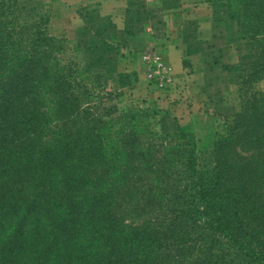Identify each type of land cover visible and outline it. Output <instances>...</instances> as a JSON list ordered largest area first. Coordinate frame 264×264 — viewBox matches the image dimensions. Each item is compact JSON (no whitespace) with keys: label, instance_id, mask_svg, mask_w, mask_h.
Masks as SVG:
<instances>
[{"label":"trees","instance_id":"obj_1","mask_svg":"<svg viewBox=\"0 0 264 264\" xmlns=\"http://www.w3.org/2000/svg\"><path fill=\"white\" fill-rule=\"evenodd\" d=\"M209 1L251 49L237 111L197 137L160 134L165 109L106 116L115 75L0 0V264H264V0Z\"/></svg>","mask_w":264,"mask_h":264},{"label":"crops","instance_id":"obj_2","mask_svg":"<svg viewBox=\"0 0 264 264\" xmlns=\"http://www.w3.org/2000/svg\"><path fill=\"white\" fill-rule=\"evenodd\" d=\"M221 7L209 0H61V31L83 39L93 59L113 71L145 76L143 57L157 49L169 78L168 89L157 91L173 130L174 119L204 108L218 78L249 54L250 41L235 17L219 14Z\"/></svg>","mask_w":264,"mask_h":264},{"label":"rangeland","instance_id":"obj_3","mask_svg":"<svg viewBox=\"0 0 264 264\" xmlns=\"http://www.w3.org/2000/svg\"><path fill=\"white\" fill-rule=\"evenodd\" d=\"M18 4L21 8L23 15H45L48 18L47 31L48 35L57 39H64L68 47V55L78 56L82 68L87 73H112L115 75V80L117 82L115 93L108 99L104 101V114L106 116H114L118 114L121 110L126 107L138 106L151 108H162L160 103L161 96H159L158 91L149 86L143 76L142 71L139 72H120L113 71L107 62L103 60L93 59L91 53L85 48L83 44V39H76L74 36H66L63 31V25L61 24V0H18ZM222 5V4H220ZM223 6V5H222ZM227 10L223 7L220 8V13H224V16L229 15L226 13ZM229 14L241 27L240 14L237 11H231ZM39 18H34L37 21ZM70 29L72 30L77 26L73 21L69 23ZM251 49V48H250ZM250 52V51H249ZM70 55V56H71ZM249 56V54L247 55ZM245 56V57H247ZM244 57V58H245ZM236 66L230 70V75L227 78L219 77L217 80V92L210 96V100L206 103L204 108H201L196 114L188 117L184 121L175 120V127L173 130H169L167 124L165 123V116L162 114L158 117L159 122L156 123L155 129L162 135L174 134L177 131V127L184 130L193 128L197 132V137L203 135L204 130H201L204 126H207L210 121H220L222 118L233 115L237 111L238 107V80L241 75H245L246 69L242 71L238 70ZM256 87L264 91V79L256 84ZM113 88L110 87L112 91ZM160 92V91H159ZM173 120V119H172ZM249 153L243 152L244 156ZM19 219H23L18 213ZM130 220H127L129 222ZM135 222H140L136 220Z\"/></svg>","mask_w":264,"mask_h":264},{"label":"built area","instance_id":"obj_4","mask_svg":"<svg viewBox=\"0 0 264 264\" xmlns=\"http://www.w3.org/2000/svg\"><path fill=\"white\" fill-rule=\"evenodd\" d=\"M145 65L144 74L149 86L158 91H166L169 87L167 76V66L161 60V55L157 49L150 51L143 57Z\"/></svg>","mask_w":264,"mask_h":264}]
</instances>
